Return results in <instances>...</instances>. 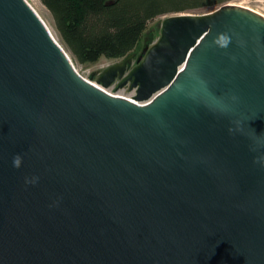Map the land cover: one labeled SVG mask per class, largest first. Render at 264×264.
<instances>
[{
  "label": "water",
  "instance_id": "1",
  "mask_svg": "<svg viewBox=\"0 0 264 264\" xmlns=\"http://www.w3.org/2000/svg\"><path fill=\"white\" fill-rule=\"evenodd\" d=\"M132 64L110 94L0 0V264H264V16L168 15Z\"/></svg>",
  "mask_w": 264,
  "mask_h": 264
},
{
  "label": "trees",
  "instance_id": "2",
  "mask_svg": "<svg viewBox=\"0 0 264 264\" xmlns=\"http://www.w3.org/2000/svg\"><path fill=\"white\" fill-rule=\"evenodd\" d=\"M63 47L81 64L132 53L149 22L182 12L209 11L236 0H40ZM113 1L112 4L107 2Z\"/></svg>",
  "mask_w": 264,
  "mask_h": 264
},
{
  "label": "rangeland",
  "instance_id": "3",
  "mask_svg": "<svg viewBox=\"0 0 264 264\" xmlns=\"http://www.w3.org/2000/svg\"><path fill=\"white\" fill-rule=\"evenodd\" d=\"M26 1L31 5V7L36 11V13L41 17V19L45 22V24L47 25L51 33L54 35L57 41L61 44L59 36L54 28L52 15L49 12V10L41 3L40 0H26ZM230 3L242 5L244 7L250 8L264 15V0H236ZM214 10L215 9L204 11V12L193 11L189 13L202 14V13H207V12H211ZM166 16L157 17L149 22L148 28L143 34L141 41L131 53L133 55V64L131 67H134L136 65V59L138 58V56L140 55V53L145 47H150L158 41L160 37L162 21ZM61 46L63 47L62 44ZM65 51L69 55L71 61L73 62L75 69L79 72V74L85 79L89 80L90 82L98 85L99 87H102V86L100 83H97V80L99 76L103 73V71L109 66H111L112 64L122 60V58L121 59H108L105 57H101L95 63L81 64L66 49ZM118 83L119 81L117 80L114 83H112L109 87H106V88L102 87V88L106 92L113 94V95H119V96H123L126 98H131L134 96L135 91L130 90L128 85L124 87H119L117 86Z\"/></svg>",
  "mask_w": 264,
  "mask_h": 264
},
{
  "label": "bare ground",
  "instance_id": "4",
  "mask_svg": "<svg viewBox=\"0 0 264 264\" xmlns=\"http://www.w3.org/2000/svg\"><path fill=\"white\" fill-rule=\"evenodd\" d=\"M31 6V5H30ZM240 6H242V5H240ZM255 12H257V11H255ZM259 13V12H258ZM264 16V15H263Z\"/></svg>",
  "mask_w": 264,
  "mask_h": 264
}]
</instances>
